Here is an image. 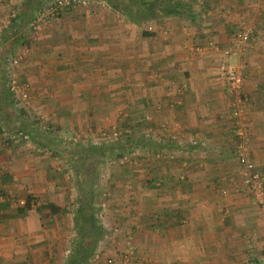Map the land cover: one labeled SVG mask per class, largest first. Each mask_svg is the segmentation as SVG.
<instances>
[{"label":"crops","instance_id":"0c3cea01","mask_svg":"<svg viewBox=\"0 0 264 264\" xmlns=\"http://www.w3.org/2000/svg\"><path fill=\"white\" fill-rule=\"evenodd\" d=\"M175 1L199 14L131 24L106 0H89L44 23L33 44L28 26L35 11L27 0H0V264L71 262L80 196L65 169L71 150L65 154L58 133L93 136L109 120L133 129V151H152L149 134L169 142L161 149L176 157L165 163L138 156L117 167L113 156L101 154L95 193L99 214L102 207L109 212L102 224L116 220L122 232L136 228L147 239L138 241L142 251L133 264H264V215L237 190L233 99L219 71L222 51L248 27L242 58L249 101L240 124L264 178V0ZM22 36L27 43H20ZM20 50L22 62L9 68ZM11 75L34 90L28 115L22 107L13 112L18 101L6 87ZM40 116L52 124L51 137L28 144L14 135L24 124L19 119ZM45 203L60 212L43 210ZM102 241L101 256L87 264H126L110 260L114 251L107 249L114 247Z\"/></svg>","mask_w":264,"mask_h":264},{"label":"trees","instance_id":"16d2710c","mask_svg":"<svg viewBox=\"0 0 264 264\" xmlns=\"http://www.w3.org/2000/svg\"><path fill=\"white\" fill-rule=\"evenodd\" d=\"M111 6H116L118 4L119 10H123V13H129L132 16H129V21L139 24L141 22L153 19L155 17L165 16V15H183L187 14L188 17H193V15H198L199 10L191 11V9H185L175 0H107ZM53 0H27V4L32 7L35 11V14L41 13L42 10L47 5H51ZM128 5L129 10L125 9V6ZM197 10V9H196ZM152 34V33H151ZM151 34L149 32H143V35L147 36ZM20 38V43H27L25 40ZM11 60V59H10ZM9 60V62H10ZM9 81V79H8ZM7 91L9 96L12 94L9 92L8 82L6 84ZM22 123V122H21ZM22 126L24 124H21ZM21 126L22 132H25ZM28 125H24L25 129ZM29 127V126H28ZM37 133L36 130L33 133ZM27 133V132H26ZM29 134V138L33 142H41L45 137H40L39 134L33 135ZM31 135V136H30ZM120 141V140H117ZM167 142V141H166ZM121 143V142H120ZM119 142L115 143L116 146L110 145L107 143H94L90 142L86 146H78L79 154L71 155L68 153V167L67 170L71 172L75 171L74 181L78 188V194L80 198L78 199L76 214L73 219L75 226L76 239L74 244L73 256L71 257V262L69 264H87L91 257L96 254L97 243L101 240L102 237L106 234V231L98 225L97 219L95 217L96 213L100 211V206L97 208L94 207V197L98 195V192L95 193L96 180L95 176L96 169L94 168L95 163L102 156L101 154H108L113 156L114 159L118 162L129 152L128 149L133 148V144L122 145ZM130 146V147H129ZM129 147V148H127ZM157 149H161V146ZM67 150H65L66 152ZM131 151V149H130ZM160 151V150H159ZM4 201L0 202V210ZM31 199L24 202V207L19 209V213H22L24 210H27L30 206ZM100 207V208H99ZM42 209H47L53 215L54 213H59V209L52 204H43ZM159 226H161L159 224Z\"/></svg>","mask_w":264,"mask_h":264},{"label":"rangeland","instance_id":"374dc122","mask_svg":"<svg viewBox=\"0 0 264 264\" xmlns=\"http://www.w3.org/2000/svg\"><path fill=\"white\" fill-rule=\"evenodd\" d=\"M87 1H88V4H89V0H87ZM106 2H108V1L106 0ZM80 7H85V6H80ZM80 7L76 6L74 9L76 10V9H78ZM115 7H118L119 8L118 4ZM129 7L130 6H128V5L125 6V9L127 10V12L129 10ZM120 14H121V16L124 17L123 19H125V20H129V16H132L129 13H123V10L121 11ZM56 17H54V19ZM52 20L53 19H51L49 22H51ZM45 23H47V22H45ZM132 23L133 22H131V24ZM43 25H44V22L42 24H40L35 31H31L30 30L31 27L28 26V28H29L28 29L29 36L31 37V40H32V43L33 44H34L35 37L39 33V30H40L39 27L41 28V27H43ZM143 25H144L145 28H148V30H149L150 26L148 24H143ZM128 27L130 28L128 30L129 32H134V29H133V26L132 25H129L128 24ZM144 27L143 28H140V27L138 28V32H140L142 30V35H143V32H147V30L144 29ZM174 27H176V25ZM180 27H182V26H180ZM191 28H189V29H191ZM193 47L194 46L192 45L190 48H193ZM197 48L198 47L194 48V50L196 51ZM25 51H26V53H25ZM23 52H24V55H25L29 51H27L25 48H23ZM18 54L19 55H17V56H20L21 59L23 60L21 50L19 51ZM22 60H20V61L22 62ZM20 61H19V63H20ZM28 86H29V84H28ZM29 89H30V93H31V96H32L31 99H30V101H29V103L27 105H24V104H20V102L17 100L18 101V104H16L17 106L15 105V109L13 110V112L21 113L18 110V109H20V107H22L24 109V112L27 113V115H28V112H31L30 111V108H31V103H32V99H33V91L34 90L30 86H29ZM18 121H20V122H22L24 124L27 123V125H29V128L30 129L33 128V130H36L37 133L38 132L39 133L41 132V134L43 135V137H46V138L48 136L51 137L52 133H55V132H53L54 128H53L52 124L49 123V121H47V119H46L45 116H40L39 118H36L34 120H32L31 118H29L28 120H25V121L22 120V119H19ZM21 126L22 125L20 124V127H19L20 129L17 130V131H15L16 134H14V135H17L18 133H22V134L26 135L28 139L27 140H21V141L24 142V143L33 144L32 140L29 138V135L26 133V130L27 129L25 130L24 127H23V129H24L25 132H22ZM80 131L81 132L77 131L74 134H66V133H64V134L62 133L61 134V133L56 132V133L59 134V136L56 134L58 136V138L60 139L59 143H62L63 146H65L63 150L64 151L65 150H68L67 152H69L71 150L70 153H69L71 155H78L79 154V150H78L79 147L78 146H80V145L86 146V144H89L90 143L92 137L94 139V140H92L93 143H101L102 144V142H103V143H107V144H110V145H113V146L114 145L116 146L115 143H117V142H119V143L121 142L120 144H122V145L125 144V146L128 145V144H130V145L133 144V146H134L135 143H136V141L138 143V140L135 138L133 129H130L128 127V125L125 126V125H123V123L121 124V122L118 123V122L113 121V120H109L106 123L105 127L99 129V131L97 132V134H94L93 136L91 134H88L87 131L86 132L85 131H82V130H80ZM146 136H147L146 140L150 141L148 143V146L149 147H152V149H151L152 151L150 153L149 152H146V151L143 152V155H144L143 156L139 152V150L133 151V149L135 147H133V148L131 147L130 148L131 151H130V149H128L129 152L128 153H126L127 151L125 152V154H126L125 156H127V158H128L127 161H123L122 162L121 161L122 158H121V160H119L118 163L116 164L117 167H123V166H130V165H132L134 163V161L137 159L138 156H140V157H148L150 159H154L156 162H165V163L166 162L171 163L172 162L171 161L172 159L176 160L175 153L172 154L168 150H164V149H160V151H159L157 149V147H156L157 145L158 146L160 145L162 147H165V146H167L169 144V142H166V140H164V141L162 140L161 141L160 140L161 137H157L156 136V139H154L153 136L152 137H149V134H147ZM149 138H150V140H149ZM168 138H171V140H174L172 136H168ZM117 140H120V141H117ZM143 142H144V140H143ZM129 147H127V148H129ZM65 154H66V152H65ZM65 159L67 160L68 158H65ZM100 160L101 159H99L95 163L96 165H94V168L96 169V174L97 173L100 174V171H98V168H97L99 166L97 164L100 163V162H102ZM116 165L114 164V166L112 167V169L115 168ZM74 174H75V171L71 172L72 178H74ZM157 183H159V182H157ZM157 186H158V184H157ZM240 188H241V186L237 190L239 191ZM100 202H102V201H100V196L99 195H95V197H94V203H93L94 207L97 208L98 206H100ZM105 204H106V202H105ZM74 207L76 209V206H74ZM102 209H103L102 210V214L105 211L107 212L106 208L102 207ZM107 213H109V212H107ZM102 214L101 213L99 214V212H97L96 215H95V217L97 219L98 225L100 227H102L106 231V234L104 235V237L101 238V240L99 242H101L103 240V241H105L106 245H112L111 247H114V248H108L107 249V251L110 250V249L114 251V254L109 253V255H112V257H109V259L112 260L113 258L114 259H117L118 258L120 261H123V260L126 261V264H133L135 262V260H137L136 258L138 256V251H142V250H138V248H137V246L139 245L140 239L142 241H145L147 239L143 236V234L137 233L138 231H137L136 228L135 229H132V230L130 228V232H127V231L122 232L123 231L122 230L123 229L122 228V223H119L118 224L119 226H118L117 225L118 221H116V220H115V223L112 224V225L107 222L105 224L107 227L105 228L104 225L102 224V222L104 221L103 220L104 218L101 217ZM123 226H126V225H123ZM128 226H131V225H128ZM160 236L161 237L163 236L162 238H160V240H164V238H166L165 237L166 236L165 232L160 233ZM99 242L97 243V246L99 245ZM97 246H96V254H94V256L91 259L95 258V256H98V257L101 256V254H100V250L101 249L100 248H97ZM144 252L148 256L152 253L151 250L148 251V249L147 250H144ZM103 256H106V255H103Z\"/></svg>","mask_w":264,"mask_h":264},{"label":"built area","instance_id":"2783aa9c","mask_svg":"<svg viewBox=\"0 0 264 264\" xmlns=\"http://www.w3.org/2000/svg\"><path fill=\"white\" fill-rule=\"evenodd\" d=\"M87 4V0H53L51 5L45 6L41 13L35 14L33 21L30 23L31 30L35 31L43 22H49L51 19H54L63 9H74L76 6H86ZM249 34L250 31L248 27L247 29L244 27L234 39L232 48L222 51L219 71L233 99L231 116L235 126L234 149L237 165L240 169L242 178V185L239 191L250 195L258 209L264 215V178L257 172L255 164L249 156V137L240 124L243 116L247 112L249 101L248 97L243 92L246 64L242 58L244 46L249 40ZM26 50L29 51L28 48H26ZM20 60H22L20 56L13 57L9 62V68L16 67ZM8 86L9 92L20 104L27 105L29 103L32 96L28 85H21L17 78L11 75L9 77ZM17 137L20 140L28 139L27 136L22 133H18ZM127 159V156H124L121 161H127Z\"/></svg>","mask_w":264,"mask_h":264}]
</instances>
